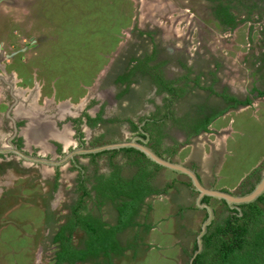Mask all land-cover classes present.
<instances>
[{
	"label": "rangeland",
	"instance_id": "374dc122",
	"mask_svg": "<svg viewBox=\"0 0 264 264\" xmlns=\"http://www.w3.org/2000/svg\"><path fill=\"white\" fill-rule=\"evenodd\" d=\"M11 1H14L13 5L4 3L0 8V44L3 45L4 54H6V57L0 60V82L4 84L0 83V123H2L0 124V131L1 129L3 130L0 133V144L5 141L4 134L11 133L6 132L5 128L7 124L6 109L15 101L11 95L16 96L18 95L17 91L20 92L23 89L29 90L25 92L26 102L20 101L19 105L21 106H19L18 110L22 107L25 109L30 107L29 113H31L32 107L35 109L43 107L40 112L37 109L39 119L43 116L45 117V115H49L47 117L48 120L51 118L55 120L54 122H60L61 120V123L66 125L70 119L64 120L66 116H59L56 119L57 115L54 111L58 112L59 110L57 111V109L59 107L63 108V112L66 109L74 110V108L78 107V112H82L77 115L79 124L75 125L76 127L74 128L76 130L72 136L75 144L68 147L64 144L63 146L57 144L59 148L57 147L55 151L46 153V155L40 153L39 148H34L31 145L27 147L25 142L28 144V139L26 138V132H23L27 125L21 129L19 128L18 131H22L21 134L16 132L9 137H13L14 135V138H20L21 142H18L19 146L17 145V141L13 143L19 149L23 148L25 153L33 150L31 154L37 156L36 152L38 150L41 156L61 160L81 145L86 147L87 145L96 146L108 143L104 142L106 138H102L96 144L93 143L95 137L102 131L107 134L110 133V127L104 130L102 124L96 125V129L90 132L89 139L84 134H81V137H79L78 133H82L88 127V125L83 123V120L86 118L88 122V115L97 114L100 111L99 108L102 107V99L97 93L94 94V92H96L97 85L103 88V77L114 78V76L122 72L124 63H126L131 54L140 55L145 51H150L152 43H155L157 40L164 41L162 35H155V40L151 41L149 35L140 34L141 30L147 31L156 28V24L153 22L156 13L161 14L158 16H163L157 8L160 0ZM262 3L264 4V1ZM254 7H258V9L238 14L239 16L233 14L237 22L234 30L240 29L238 37L239 45L238 48H235L241 53L255 50V55L258 56L260 55L259 49L263 48L264 51V5H254ZM230 9L229 12L231 11ZM172 16L175 19L182 17L178 13H174ZM223 17L225 18V16ZM185 21L179 22L178 25L180 27L186 25ZM225 38L230 43L235 38L234 31L228 33ZM184 42H187L186 38ZM193 42L199 45L195 40ZM203 44L204 40L202 37V55L206 57L203 58L204 64H202V58L199 57L202 65L201 69H204L203 66L210 64V61L213 59V55L210 52L205 53V46ZM220 53L221 51L218 54ZM223 53L227 59H240L239 57H235V55L238 56L235 51L228 50V48L224 49ZM188 62L190 63V60ZM211 65H209V69L213 68ZM3 67L4 71H1ZM193 68L194 73L196 71L201 72L200 68ZM225 70H229V68L226 66ZM263 71L264 69L258 70L259 73H263ZM220 73L223 74L224 71L220 70ZM188 77L191 79L194 77V74H190ZM100 79L101 82L99 81ZM94 83L96 86H94ZM105 83H108V81ZM93 86L95 89H93ZM257 86L262 88L264 84L259 82ZM136 90L139 91V89ZM198 90H196L197 92L194 95H198ZM53 93L54 96H52ZM22 94L20 93L21 97L23 96ZM50 95L52 97H49ZM95 95L99 98L96 99ZM203 97L204 94H201L197 96L196 101L193 98L192 101L204 104ZM65 98L67 100H63ZM78 98L82 99L75 105L70 106V102L73 103L71 100L77 101ZM61 102L63 103L61 104ZM206 103V106L213 105L219 109L223 105L219 99H209ZM44 109L46 111L52 109V111L44 113L42 112ZM188 111V113H194L191 107ZM182 112L184 110L177 109V115L182 114ZM64 113L66 115L71 114L70 110ZM33 114L36 115L35 113ZM250 114H252V111H250ZM106 116L103 115V117ZM258 116L256 113L253 115L252 120H250V134H243L244 136L242 137L235 135L236 141H229L230 145L227 149L230 153L226 155V158L222 157L221 153L216 152L215 147L219 144L218 149L220 147L222 149V142L219 138L222 136V138L226 139L229 136L228 133L231 131L222 133L220 131L221 126L219 127L217 123L214 124V121L209 124L207 131L202 132V138H192L186 143L187 146L183 141H178L175 143L176 152L174 154L164 153L163 151L161 153L166 157L169 156L196 168L202 174V178L206 184L215 182L208 175L218 177V173L216 174L215 170L219 169L220 179L217 182H220L224 188L231 186L229 189L233 190V192L245 193L254 187L264 172V155L260 156L264 152V116L261 120L257 121ZM12 117L18 118L20 116L14 114ZM31 119L30 117V122ZM43 123L53 133L54 125L51 127L46 121ZM170 124L171 122H169ZM77 131L79 132L76 133ZM181 136V134L176 135L177 139H183ZM259 137L262 138L255 142V148L247 145V143L252 144ZM165 142H169L167 138H165ZM241 143L242 145L239 146ZM5 155L6 158L0 156V161L7 159L10 163H8L9 165L4 163L0 165V264H54L52 252L55 251V248L51 244V235L54 228L47 229L44 233V221L45 219L49 220L48 224L53 226L57 225V223L60 224L61 221L67 222L68 218L72 216L74 205L82 194V192H79L81 190L78 167L74 166L75 164L71 158L66 159L59 165H48L25 161L23 160L24 158L12 151H8ZM124 156H127L126 159H119L122 164L126 163L127 159L132 158L130 155L124 154ZM74 159H77L78 162L85 161V164H88L90 161L89 157L81 155H75ZM200 159L203 161L201 162ZM99 161L97 164L89 163L90 170L97 169L99 171L97 176L107 174L109 169L107 158L99 159ZM204 161H207L211 169H209L207 164L204 165ZM221 162H223L222 168ZM213 163L216 164L213 165ZM78 164L80 165L81 163ZM6 167L12 171L8 176V181L4 177ZM79 169H82V167ZM125 169L129 174L134 172L133 167L129 168L127 166ZM84 170L81 172H84L86 175L89 174V169ZM57 173L59 174L58 177ZM155 180L158 182V187L161 188L166 183L172 182L174 185V187L168 189L169 194L163 195L162 199L172 202L171 204L175 201L174 203H179V207L181 205L195 207L197 193L190 191V189L187 191L186 186L182 183H188L189 180L186 176L162 168L157 173ZM89 187L86 188L91 189ZM92 194L94 195V193ZM80 199L82 200L85 213L92 212L103 220L114 222L116 215L111 208L113 206L111 201H106L112 205L109 208L108 206L100 207L92 195H84ZM164 203L167 202H158L160 208L164 206ZM150 204L152 205V202ZM259 205L264 209V201L259 202ZM188 210L193 211V213L191 212V216L188 217L190 211L189 213L188 211H184L182 212V217H177L178 220L177 218L174 219L175 222L173 224H176V221H178L179 225L183 222L181 225H185L186 229L190 225V229L194 230L197 235L202 224V210L199 212L200 215L195 213L194 208ZM228 210L223 205V202L219 203L216 207L214 222L216 224L224 223L225 219L230 215ZM162 214L167 217L168 211L162 210ZM196 215L200 216L198 219L201 222H196ZM143 216H145L144 213L138 217L140 222ZM160 216L158 214L153 219L146 218L144 222L146 224L160 223L163 221L162 218H159ZM173 224H171L169 231H171ZM176 227L177 224L173 228V230L175 229L174 232L178 234L180 241H184L182 237V231L184 230H179L183 227ZM128 229L123 232V235L121 234V238L132 240ZM162 229L166 230L165 228ZM74 232L76 233L73 237V242L79 244L81 242L80 232L78 229ZM25 235H28V237ZM34 235L37 237V242H42V248L38 247L37 242L32 245V249L28 248L29 242L33 241L31 237ZM43 237L45 238L43 239ZM146 238V243H143L142 239L141 241L138 240L139 243L135 247V252H133V249H128L124 255H118L114 258H108V256L105 258L98 257L95 261H88L84 264H186L187 260H176V253H178L180 245H173V237L170 235H163L154 231L150 233L149 231V235ZM193 238L196 240L195 236ZM188 239L189 237L187 241ZM127 243L129 244V242ZM183 244L186 248L187 242H183ZM194 244L191 246L190 254L194 249Z\"/></svg>",
	"mask_w": 264,
	"mask_h": 264
},
{
	"label": "crops",
	"instance_id": "0c3cea01",
	"mask_svg": "<svg viewBox=\"0 0 264 264\" xmlns=\"http://www.w3.org/2000/svg\"><path fill=\"white\" fill-rule=\"evenodd\" d=\"M186 3H188V0H162V1L160 0V2H158L157 8L158 10L161 11L163 16H158L161 14L156 13L155 18L153 20V22L156 24V28H155L156 30L155 29H150L147 31L141 30L140 34L141 35L146 34V36L149 35L150 40L152 41V40H155V35H157V29L161 28L163 30L162 38L164 39V41L162 42L156 39L157 41L155 43H152V49L150 51H145L140 55L131 54L129 56V59L126 60V63H124V67L122 70L123 72L130 73L134 70H138L139 71L138 74L142 75L141 77H135L133 78V80L128 81L127 84L121 82V80H118V77L121 76V75L118 76V74L114 76V78L105 77L106 80L102 81L104 82L103 88L99 87L98 85L96 86L94 83V86H96V92H94V94L97 93L98 96L102 99L101 100L102 107L99 108L100 111L97 114L88 115L89 117H91L88 122L86 118L83 120V123L88 125V127L87 129L82 131V133L81 132L78 133L79 131L76 132L78 133L79 137H81V134H84V136H87L89 139L90 132L95 130L96 125H100L98 123L101 122L103 123L102 128L104 130L110 127V130H109L110 133L107 134L104 131H102L101 133L99 132L100 134L95 137V141L93 142L94 144H96V142L100 141L102 138L103 139L106 138L105 139L106 141L104 142L111 143V142L122 141V139L129 140L134 136H143V134L141 133V129H143L144 131L149 133L150 145H151V143L154 142V138H155V134H154L155 128L153 126L148 127L147 126L148 122L155 121L157 124L160 125L162 132L165 133L166 131H168L169 122H171V125H173V120L171 121L169 119L171 115H174L173 113L174 102L176 103L175 106H177V109L184 110V112H189L188 110L190 109L191 106L189 105L188 100H192L193 98L194 101H196L197 96L204 94V97H203L204 104H199L197 102H194V103L202 107V111L204 115H207V116L216 115V117L210 122V124L213 121H214V124L217 123L219 127L221 126L220 131H222V133H226L229 130L231 131L228 133L229 136L226 139H224V137L222 138V136L221 138H219V140L222 142V146H223L222 149L221 147L218 149L219 144L215 147V151L218 153H221L222 157L226 158V155L230 153V151H228L227 149V147L230 145L229 141L233 140L235 142L236 141L235 135L242 137L244 136L243 134H247L250 132L249 131L251 130L250 120H252L253 115L256 113L259 115L257 118V121L263 118L264 116V87L261 88L260 86H257L259 82L264 84V71L263 73L258 72V70L264 69L263 48L259 49L260 55L258 56L255 55L256 54L255 50H251L250 52L247 51L246 53H243V52L241 53L240 51L236 49L238 48V45H239L238 37L240 34L239 33L240 29L238 28L236 30L232 29L230 26L223 23L224 18L222 19L219 16L210 15L209 13L208 14L205 13L204 15H201L200 14L201 12L200 13L197 12L200 14L199 16V14L197 15V13H195L196 11L192 10L188 5H186ZM173 12L178 13V15L182 17L181 18L177 17V19H175L172 16L174 14ZM183 20H186L185 21L186 25L180 27L178 23ZM189 24L192 27L189 26ZM186 28H187V31H186ZM230 30L234 31L235 38H233L230 41V43H228L226 41L227 39L225 38V36H227V34L231 32ZM202 37L204 40L203 46H205V49H204L205 53L210 52L213 55L212 56L213 59L211 57L212 60L210 61V64L203 66L204 69L206 68L205 70L201 69L202 68L201 63L196 61L197 57H194L197 54L202 55ZM185 38L187 39V43L184 42ZM193 40L198 42L200 47L198 44H195ZM161 43H164V44H161ZM226 48H228V50L235 51L238 54V56L235 55V57L240 58L238 60L235 59L237 63H235L236 62L235 60L227 59L226 56H224L223 52H224V49ZM183 51L185 52L188 51L189 55L188 57H185L184 59L180 60L178 54H181V52ZM220 51L221 53L218 54ZM133 57H135V59H132ZM204 57L206 56L202 55V64H204L203 63ZM188 60H190V63L188 62ZM181 61L184 62L188 66H192V68L193 67H195L196 69L200 68L199 70L202 73L197 72V71L196 73L192 72L190 74H194V77L190 79L188 77L190 74L188 73L187 69L185 70V68L181 64ZM209 65H211V67L213 68L209 69L208 68ZM226 66L229 68V70H225ZM220 70H223L224 73L221 74ZM161 76L163 77V80L171 82L170 83L171 87L185 88L188 94L184 96L183 95L184 93H183L181 96L176 97L174 94L173 88H172L173 89L172 92L170 93L167 92V90L163 88L162 84L159 82L161 79L160 78ZM178 80H181V81H178ZM243 80H246V81H243ZM106 81H108V83H105ZM94 86H93V89H95ZM127 89H128V92H125ZM136 89H139V91ZM197 89H199L198 95H194V93L197 92L196 91ZM28 90H25V91H28ZM141 90H144V91H141ZM54 93L52 94V96H54ZM132 95H133V98H132ZM52 96L50 95L49 97H52ZM13 97L14 96H12V98ZM95 97L96 99L99 98L96 95ZM23 99L24 100L22 99H19V100L26 102L25 92L23 95ZM78 99L77 101L71 100L73 103L70 102V106L75 105L82 98H78ZM209 99L210 100L219 99L223 103V105L220 106V109L217 107H214L213 105L206 106L207 104L206 102ZM63 100H67V98ZM62 103L63 102H61V104ZM19 106L21 105H18V107ZM10 107L7 108L6 109L7 111L5 112V114L7 115V124L5 128L7 130L6 132H11V133L10 134L3 133L5 136L4 138L5 141H3L4 143L0 144V147H5V148H9V144L7 143V138L11 134L13 133L15 134L18 130L17 129L18 118H14L12 117V115L15 114L14 112L18 113L19 108L14 110V112L12 113V108L14 107V101ZM42 108L43 107H39L35 109L32 107L31 113H29V110L31 109L30 107H28L27 109H23V112H24L23 115L27 114L28 117L30 116L32 118L31 122L23 130V132H26V138L28 139V142H27L28 144H26L25 142V145L27 147L31 145L34 148H39L40 153H42L43 155H46V153L55 151L57 147L59 148L57 144H61L62 146L64 144L67 147L72 144H75L74 139L72 137L73 132L76 130L74 127H76L75 125L79 124V119L77 115L79 113H82L80 111L78 112V109H77L78 107L74 108V110L66 109L64 111V112H67L68 110H70V113H71L70 115L69 114L66 115V113H64L62 110L63 108H60V107L59 109H57V111L59 110L58 112L54 111L55 114L57 115V117H55L56 119L59 116H66L64 120H67V119L71 120V121L68 120L66 125H63L61 123V120L60 122L59 121L54 122L55 120H53L52 118L48 120L47 117L49 115L48 116L45 115V117L43 116L41 119H39V116L37 114L40 112ZM37 109L39 110V112ZM146 109H147V112H146ZM44 110H42V112L44 113L46 112L50 113L52 111V109H50L49 111H46V110L44 111ZM103 110H105V113ZM144 110L145 112H143ZM249 110L252 111V114H250ZM184 112H182V114ZM33 113H35L36 115H34ZM55 114L53 113V115ZM74 114L76 115L74 116ZM103 115H105L106 117H103ZM44 121L49 123L51 127H53L54 125L53 133L52 131L50 132L47 127L44 126V123H43ZM2 132L3 130L1 129L0 133ZM19 133L21 134L22 131ZM14 137L15 136L13 135L12 139ZM197 137L202 138V135H199ZM260 138L262 137H259L258 139H256L252 144L247 143V145L249 147L255 148V142L260 140ZM182 140L183 139H181L180 141ZM162 142H164V140ZM161 143L157 147H152V148H154V150H156L159 154L164 156V154L161 153V151H164L162 150ZM165 145L167 147L169 144L166 143ZM241 145L242 143L239 144V146ZM167 148L174 150V152H171L173 154L176 152L175 151L176 145L173 147H167ZM41 150L42 151L44 150V151L42 152ZM116 151L117 152H114V150H107V152L104 151L105 153L99 154L97 156H90L94 154H86V155H81V156L89 157L90 159L89 163H93V164L99 163L100 162L99 159H105L106 157L108 160V165H109V169L107 172L108 174L112 170L111 167L114 163L122 164L121 160L119 159H126L127 156H124V154L128 155L125 153L124 150H116ZM7 152L8 151L0 153V156L5 157L6 156L5 153ZM103 155H108V156H103ZM263 155H264V152L260 154V156H263ZM137 157L139 156L134 155V157H132L131 159H136ZM200 160L201 162L203 161L202 159ZM83 162L81 161L78 162V163H81L80 165L82 169L76 168L79 174L78 178L80 179V186L81 185L83 186V184L85 185V181L86 182L88 181L87 184L91 187V189H88L90 191L89 195L94 196V199L97 200L100 207L108 206L110 208L113 205L111 208L114 210L115 215L117 217V211L114 208V204L111 205V203H107V202H105L104 204H100L99 199L96 198L97 197L96 186L90 185L89 180L90 179L96 180L95 176L99 174V171L95 168L93 170H90L89 163L85 164V161ZM206 164L208 165L207 161H204V165ZM215 164L213 163V165ZM220 164L222 168L223 162H221ZM84 169L85 170L89 169V174L86 175L84 172H81ZM194 169L196 170L202 182L206 186H211L217 189H225V190L233 191L229 189L231 186L230 187L228 186V188L226 186V188H224V186H222L220 182H217V180L220 179L219 169L215 170V173L216 174L218 173V177L212 176L210 174L208 175V177L212 178L215 181L214 183L212 182L211 184H206L202 178V174L196 168ZM209 169H211V167H209ZM84 174H85V177H84ZM56 175L58 177L59 174L57 173ZM154 183H156V185L158 186L157 180H153V184ZM182 183H184V185L186 186L187 191L188 189H190V191L195 192L191 188V184L189 185L188 183H185V182H182ZM79 192H82V190ZM92 193H94V195ZM166 194H169V190L167 191ZM166 194H160V195L152 194L151 196L146 197V199L142 203V206L139 212V216L142 215L143 213L145 214V216H143L142 218V221L140 222V220L137 218L138 225L128 227L130 229L126 228L120 232L123 235L124 234L123 232L128 229L131 234L130 237L132 238V240L130 239L128 240V238L124 239V238H121V234H119L121 238L120 240L122 242L121 245L122 247H124V250L122 251V255H124L128 249H133V252H135L134 251L135 247L138 245L141 239L143 243H146L147 241L146 236L149 235V231L150 233L151 231H154L159 234H163V235L168 234L171 237H173V242H172L173 245L174 244L180 245L179 251L178 253H176V260H180V257H181L180 252L182 250V247H184L183 242H187V245H186L187 247L186 248L184 247L186 253L191 252V246L193 245V243H196L195 238H193L194 236L197 237L195 231L190 229L189 222H188L189 226L186 229L185 225L183 226L181 225L183 224V222L179 225L178 221H176V224H177L176 228H179V226H181L183 228H180L179 230L181 229L184 230L182 231V237L184 238L183 239L184 241H180L178 239L179 237L178 234L174 232L175 229L173 230V228H175L176 226V224H173L175 222L174 219L177 217H182L181 216L183 214L182 212L188 211L189 213L190 210L188 209L194 208L195 213H198L199 215H200L199 212L202 210L201 216H202V222H203V220L206 217V211L204 209L197 207L196 203H195V207L194 206L192 207L191 205H187V206L181 205L179 207V203L177 202L174 203L175 201H173V204H171L172 202L166 199H162V196ZM81 196L82 194L80 195L78 201L81 200L80 199ZM206 198L204 199V201L209 202L214 206L215 214H216V207L219 203H222V202L216 199H212V198H209L210 200H206ZM164 201H166L167 203H164V206L163 207L161 206V208L163 209H161L158 202L163 203ZM77 202L75 203V205L77 204ZM151 202H152V205L150 204ZM162 210L168 211L167 217L163 216ZM141 212L143 213L141 214ZM191 212L193 213V211H190L188 217L191 216L192 214ZM158 214L161 215L159 218L163 219V221L160 222L161 225L160 223L146 224L144 222V219L146 218L153 219ZM184 214H187V213H184ZM199 217L200 216L198 215H196L195 217L196 222L198 223L201 222L198 219ZM115 221L117 222L116 218L114 219V222H108V221L106 222L109 223L110 225H113ZM171 224H173L171 227L172 229L171 231H169ZM140 228L142 229L139 230ZM162 228H165L166 230ZM175 233L177 234V236ZM188 237L189 239L187 241ZM127 242H129V244ZM194 250L195 249L192 250L191 254H193Z\"/></svg>",
	"mask_w": 264,
	"mask_h": 264
},
{
	"label": "trees",
	"instance_id": "16d2710c",
	"mask_svg": "<svg viewBox=\"0 0 264 264\" xmlns=\"http://www.w3.org/2000/svg\"><path fill=\"white\" fill-rule=\"evenodd\" d=\"M224 13L226 18L224 23L234 29L237 24L235 16L228 12ZM132 59H135V57ZM181 64L189 74L193 72L192 66L186 65L182 61ZM131 73L133 74V71ZM160 78L159 82L162 87L169 93L174 89L176 97L181 96L184 90L186 91L182 87H179V89L173 88L170 86L171 82L163 80L162 76ZM122 79H124L123 75L118 77V80ZM125 92H128V89ZM188 103L197 114L201 112L202 107L200 105L192 100H188ZM215 117L216 115H206L202 121V128H199L196 133L207 130V126ZM147 126L155 128L152 147H157L163 141L165 133L162 132L160 125L155 121L148 122ZM122 150L132 157L134 155L139 157L127 159L128 161L124 164L114 163L110 173L95 176L97 181V185H95L96 198L99 199L100 204H104L107 200L114 204L117 211L116 224L110 225L104 222L101 217H92V214L84 215L82 200H80L74 206L72 216L68 218V222L62 227L59 234V238L64 240V248L59 252L58 264H64L65 262L74 264L76 261H83L90 257H107L111 252L121 253L124 247H120L117 233L130 226L138 225L137 218L146 197L152 194H166L168 189L173 187L171 183H166L162 188L158 187L156 183L153 184L157 173L162 169L161 166L148 160L139 151L131 148ZM105 152L90 156H97ZM114 152L117 151L114 150ZM163 152L171 153L174 150L165 148ZM127 166L129 168L133 167L134 172L129 174L125 169ZM188 184L190 185V182ZM80 190H82V196L89 195L90 191L84 184L80 186ZM206 200H209V198H206ZM261 201H264V195L253 203L242 205V215H239L237 210L229 209L226 205L234 213L230 214L224 223L216 224L213 222L209 226L208 232L204 236V250L202 254L196 257L194 263L264 264V209L259 205ZM77 227H80L87 235L85 247L81 249L71 244ZM194 249H196V243Z\"/></svg>",
	"mask_w": 264,
	"mask_h": 264
},
{
	"label": "flooded vegetation",
	"instance_id": "af4514ba",
	"mask_svg": "<svg viewBox=\"0 0 264 264\" xmlns=\"http://www.w3.org/2000/svg\"><path fill=\"white\" fill-rule=\"evenodd\" d=\"M262 1H264V0H188V3H186V5H188L192 10H195L196 12L195 13H197V12H201L200 14L201 15H204L205 14V11H206V13L208 14H210V15H215V16H219L220 18H224L223 16L225 15V13L224 12H228V13H231V15H236V16H239L241 13H244V12H249V10H257L258 9V7H254V5H259V4H262V5H264L263 3H262ZM14 1H3L1 4H0V8L2 7V4H4V3H10L11 5H13L12 3H13ZM227 8L226 10H225V8ZM229 8H231L230 10L232 11H230L229 12ZM199 13H197V15L199 14ZM200 14H199V16H200ZM239 14V15H238ZM236 18V17H235ZM225 19L226 18H224L223 19V23H224V21H225ZM189 26H191L190 24H189ZM192 27V26H191ZM190 27V28H191ZM156 30V29H155ZM162 33H163V30L161 29V28H158L157 29V35H162ZM187 43V42H186ZM1 46H2V48H3V52H1V55H0V60H2V58H4V57H6V54H4V47H3V45L2 44H0ZM200 52V51H199ZM198 52V53H199ZM188 55H189V53H188V51L187 52H185V51H183V52H181V54H178V56H179V58H180V60H182V59H184L185 57H188ZM194 57H197V59H196V61H198V62H201V61H199V57H201L202 58V55L200 54V55H195ZM204 61V60H203ZM177 62V61H176ZM203 63H205V61L203 62ZM2 69V68H1ZM1 71H4V67H3V69L1 70ZM138 70H134L133 71V74L130 72V73H125V72H120V73H118V76L119 75H121L122 76V74H123V76H124V79L123 80H121V82H123V83H128V81H131V80H133V78H135V77H141L142 75H140V74H138ZM128 76H129V78H128ZM106 80V78L105 77H103V81H105ZM100 82H101V79L99 80ZM1 84H3L2 82H0ZM4 85V84H3ZM11 91V90H10ZM24 92H27V91H25L24 89H23V91H17V94L18 95H20V93H23L22 95H24ZM184 94V96L186 95V94H188V92L187 91H184L183 92ZM11 95V94H10ZM18 95H16V96H14V99H15V101H14V107L12 108V113L14 112V110H16L17 108H19L18 107V105H19V102L20 101H22V100H24L23 99V96L21 97V95L20 96H18ZM11 97H12V95H11ZM19 99H22V100H19ZM175 102H174V107H173V113H174V115H171L170 116V119L169 120H173V125H169L168 126V131H166L165 132V137L163 138V140H164V142H162L161 143V145H162V150H165V148H167V147H173V146H175L176 144H174V143H177L178 141H180L181 139H177V137H176V135L177 134H181L182 136H183V143L185 144V143H187L189 140H191L192 138H194V137H197V136H199V135H201L202 134V132H204V131H206V130H201L199 133H196V131L197 130H199V128H202V121L205 119V116L206 115H204L203 114V111H202V108L200 109L201 110V112H199L198 114H197V112L196 111H194V113L193 112H190V113H188V112H184L183 114H181V115H177V106H175ZM26 106V105H25ZM28 108V107H27ZM22 109H25V108H20V110L18 111V113H16V112H14L15 114H17L18 116H20V117H18V124H17V129H21L23 126H26V125H28L29 123H30V118L26 115L25 116V114L23 115V112L21 111ZM21 111V112H20ZM104 111V113H105V110H103ZM103 113V114H104ZM25 116V117H24ZM25 118V119H24ZM90 118L91 117H89V119H88V121L90 120ZM26 120L25 122H24V120ZM93 120V119H92ZM98 124H102L103 125V123H101V122H99ZM27 127V126H26ZM13 131V130H12ZM20 131H18L17 130V133H19ZM176 132V133H175ZM171 133H173L172 135H170ZM191 133H193V135H191L190 136V134ZM20 134V133H19ZM165 138H167V140L170 142H165ZM22 139H23V137H22ZM15 141H17V145L19 146V141L21 142V139L20 138H13L12 139V142H14V143H16ZM23 143V142H22ZM166 143H169V145L166 147ZM152 144V143H151ZM71 146V145H70ZM23 149V148H22ZM62 150H63V147H62ZM29 153V152H28ZM31 153H33V150L31 151ZM36 154H37V156L38 155H40L39 154V152H38V150H37V152H36ZM10 155H12V154H10ZM5 156V155H4ZM41 156V155H40ZM4 158H6V157H4ZM8 158V157H7ZM9 159V158H8ZM23 160H25V159H23ZM77 160V159H76ZM4 161V162H3ZM26 161V160H25ZM3 163L4 164H8V163H10V161H8L7 159H2L1 161H0V165H3ZM9 165V164H8ZM10 172H12V171H10V169L8 168V167H6V170H5V178H7L6 179V181H8V176H9V174H10ZM84 177H85V174H84ZM88 182V181H87ZM87 182H86V185H85V187H88L89 185L87 184ZM89 182H90V185H92V186H95V185H97V181L95 180V179H90L89 180ZM89 188H91V187H89ZM52 196H54V194H52ZM51 198H53V197H51ZM210 200V199H209ZM222 202V201H221ZM223 205L226 207V204L225 203H223ZM229 212H230V214H233L234 212H232V211H230V210H228ZM46 212V211H45ZM49 212H52V211H49ZM53 214H55L54 212H52ZM83 214L84 215H89V214H92V213H90V212H88V213H85L84 212V209H83ZM45 215V214H44ZM92 217H99V216H97V215H94V214H92ZM51 219V218H50ZM116 219H117V217H116ZM104 222H106L105 220H103ZM50 221L49 220H46L45 219V221H44V223H45V229L43 230L44 231V233H45V231L48 229H51L52 227L54 228V231L52 232V235H51V244H53L54 246V248H55V251H53L52 252V255H53V260H54V264H58V255H59V252H61V250L64 248L63 247V242H64V240H61L60 238H59V234H60V232H61V229H62V227L68 222V220H67V222L66 221H61L60 222V224L59 223H57V225L55 224V225H53V226H50L48 223H49ZM58 222V221H57ZM214 222V221H213ZM212 222V223H213ZM116 224V221H115V223L113 224V225H115ZM47 226V227H46ZM79 230V232H80V238H81V242L79 243V244H77V243H74L73 242V238H72V242H71V244L73 245V246H75L76 248H78V249H81V248H84L85 247V244H86V238H87V235H86V232H84L80 227H77L75 230ZM48 232V231H47ZM75 233L76 232H74V234H73V237L75 236ZM39 234V233H38ZM38 234H36V235H38ZM119 234H121L120 232H118L117 233V240H119V245H120V247H122V242H121V238L119 237ZM26 237H28V235H25ZM44 236V235H43ZM38 237H39V235H38ZM45 237H43V239H44ZM31 239H33V241H31V242H29V246H28V248L29 249H32V245H34V244H36V242H37V237H35V235L33 236V237H31ZM35 241V242H34ZM43 241V240H42ZM40 243V244H39ZM37 244L39 245L38 247H40V248H42V242H37ZM27 246V245H26ZM31 246V247H30ZM38 250H40L39 248H38ZM41 251V250H40ZM202 254V253H201ZM118 255H122V252L121 253H114V252H111V254L108 256V258H114V257H116V256H118ZM192 255L193 254H190V253H186V251H185V249H184V247H182V250H181V252H180V259H182V260H187L186 261V264H191V262H190V260H191V257H192ZM102 257V256H101ZM106 256H104V258H105ZM98 258V257H97ZM196 259V258H195ZM96 260V258L95 257H90V258H87L86 260H83V261H76L74 264H78V263H82V264H84V263H87L88 261L89 262H91V261H95ZM195 261V260H194ZM70 264V263H68V262H65L64 264ZM99 263V262H98ZM195 264V263H194Z\"/></svg>",
	"mask_w": 264,
	"mask_h": 264
},
{
	"label": "water",
	"instance_id": "95a60500",
	"mask_svg": "<svg viewBox=\"0 0 264 264\" xmlns=\"http://www.w3.org/2000/svg\"><path fill=\"white\" fill-rule=\"evenodd\" d=\"M3 1L10 0H0V4ZM2 50L3 48L0 45V55L1 52H3ZM141 133L143 134V136H134L129 140H122L96 146L87 145L86 147H84L81 145L79 148L73 150L61 160L32 155L31 151H29V153H25L23 149H19L14 145V143L12 142V136L7 138L9 148L0 147V153L12 151L14 153H17L26 161L48 165H59L66 159L71 158L75 166L81 168V166L77 163V160L74 159L75 155L97 154L107 150H122L131 148L144 154V156L148 160L161 166L162 168L186 176L191 184V188L197 193L195 198L197 207L206 211V218L203 220L196 237V249L194 250L190 260L191 264H194L195 258L204 250V236L208 232V228L214 221L216 215L214 206L211 203L204 201V199L208 197L216 199L218 201H223L229 209L237 210L239 212V215H242V205L253 203L264 195V172L262 173L259 180L255 183L254 187L245 193H237L230 190L217 189L211 186H206L193 167L182 161L175 160L169 156L166 157L159 154L150 145L149 133L144 131L143 129H141Z\"/></svg>",
	"mask_w": 264,
	"mask_h": 264
}]
</instances>
